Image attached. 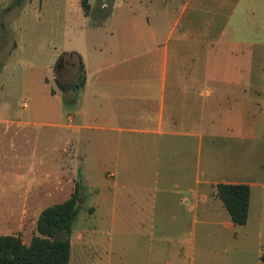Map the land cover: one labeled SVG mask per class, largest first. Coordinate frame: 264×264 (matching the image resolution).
<instances>
[{
  "label": "crops",
  "instance_id": "crops-1",
  "mask_svg": "<svg viewBox=\"0 0 264 264\" xmlns=\"http://www.w3.org/2000/svg\"><path fill=\"white\" fill-rule=\"evenodd\" d=\"M241 1L114 0L95 19L81 9L76 37H59L50 56L77 58L83 83L75 68L52 75L53 122L26 100L22 111L0 104V235L29 244L40 212L68 199L80 173L69 264L97 256L93 219L104 215L121 249L135 235L151 264L192 250L197 234L236 237L216 185L264 187L242 178L252 150L241 159L218 141L264 140V3Z\"/></svg>",
  "mask_w": 264,
  "mask_h": 264
},
{
  "label": "rangeland",
  "instance_id": "rangeland-1",
  "mask_svg": "<svg viewBox=\"0 0 264 264\" xmlns=\"http://www.w3.org/2000/svg\"><path fill=\"white\" fill-rule=\"evenodd\" d=\"M13 0H0V104L10 103L22 111V102L27 101L32 115L43 116L38 122H53V112L57 108L56 100L50 95V89L59 91L52 77L56 74L59 58L51 61L50 53L59 48V37H76L72 28L83 18L79 0H20L12 6ZM90 17L100 18L104 9L111 6V0H90ZM262 2V3H261ZM264 0H242L240 8L249 5H262ZM65 30V31H64ZM263 33L256 34L262 37ZM17 43L16 49H14ZM256 48L259 46L256 43ZM14 49L11 53L10 51ZM49 53V54H48ZM68 59L74 62L76 73L80 72L77 58ZM52 62V63H51ZM60 83V82H59ZM61 84V83H60ZM62 85V84H61ZM43 131L46 127H35ZM50 129V128H49ZM51 141V140H50ZM219 149L232 146L235 143L240 148V158L245 150H252L249 155V165L254 166L250 176H243L250 181L264 183V140L237 142L231 138L219 139ZM224 143V146H223ZM221 154V152H220ZM4 156H10L9 153ZM246 160V162H247ZM263 166L259 168V162ZM7 163V161H6ZM241 174V172L239 173ZM85 192L82 191L80 206L84 207ZM51 204L52 200L46 201ZM80 213H83L80 209ZM105 216V215H104ZM93 219L98 226L95 236L103 243L97 246V256L88 258L91 262L84 264H151L149 250L142 249L135 235L129 243V248L122 250L118 238L119 232H107L108 217ZM114 225H121L120 218ZM236 237L226 235L209 236L201 239L196 235V245L192 250L179 253L177 249L164 250L160 253V264H262L264 255V187L252 186L249 197L248 219L245 225L237 226ZM29 234L26 235L28 237ZM174 235H169L172 237Z\"/></svg>",
  "mask_w": 264,
  "mask_h": 264
},
{
  "label": "trees",
  "instance_id": "trees-1",
  "mask_svg": "<svg viewBox=\"0 0 264 264\" xmlns=\"http://www.w3.org/2000/svg\"><path fill=\"white\" fill-rule=\"evenodd\" d=\"M114 0H111V3ZM20 0H13L12 6ZM85 15H90L89 0H80ZM110 11L103 10V16ZM83 83L82 72L78 74V85ZM83 184L80 173L74 192L63 202L44 208L36 222L37 234L29 244H24L19 235H0V264H69L70 234L73 222L81 208ZM216 194L223 202L231 221L235 225H245L248 218L250 187L245 183H219ZM63 232L62 239L53 240L58 231ZM264 264V255L261 256Z\"/></svg>",
  "mask_w": 264,
  "mask_h": 264
},
{
  "label": "flooded vegetation",
  "instance_id": "flooded-vegetation-1",
  "mask_svg": "<svg viewBox=\"0 0 264 264\" xmlns=\"http://www.w3.org/2000/svg\"><path fill=\"white\" fill-rule=\"evenodd\" d=\"M69 60L61 58L59 59V63L57 65V71H58V76L61 77L62 76V72L65 70H71V68H74L75 63L74 62H70L68 65ZM57 82V81H56Z\"/></svg>",
  "mask_w": 264,
  "mask_h": 264
},
{
  "label": "water",
  "instance_id": "water-1",
  "mask_svg": "<svg viewBox=\"0 0 264 264\" xmlns=\"http://www.w3.org/2000/svg\"><path fill=\"white\" fill-rule=\"evenodd\" d=\"M82 201L81 200H79V204L81 203ZM62 237H63V232L60 230V231H58L54 236H53V240H59V239H62Z\"/></svg>",
  "mask_w": 264,
  "mask_h": 264
}]
</instances>
